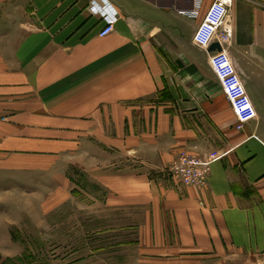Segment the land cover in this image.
<instances>
[{"label":"crops","instance_id":"0c3cea01","mask_svg":"<svg viewBox=\"0 0 264 264\" xmlns=\"http://www.w3.org/2000/svg\"><path fill=\"white\" fill-rule=\"evenodd\" d=\"M213 1L191 19L194 0H0V156L85 173L105 248L136 264L264 262V0L228 14L255 110L241 130L192 43ZM180 152L218 153L203 186L171 180Z\"/></svg>","mask_w":264,"mask_h":264},{"label":"rangeland","instance_id":"374dc122","mask_svg":"<svg viewBox=\"0 0 264 264\" xmlns=\"http://www.w3.org/2000/svg\"><path fill=\"white\" fill-rule=\"evenodd\" d=\"M102 197L69 161L0 156V264H136L133 249L105 248Z\"/></svg>","mask_w":264,"mask_h":264},{"label":"built area","instance_id":"2783aa9c","mask_svg":"<svg viewBox=\"0 0 264 264\" xmlns=\"http://www.w3.org/2000/svg\"><path fill=\"white\" fill-rule=\"evenodd\" d=\"M203 1L194 0L193 9L185 12L187 17L195 19ZM231 3L232 0H214L211 3L193 33L192 43L206 52L211 70L236 116L235 128L241 130L247 122L254 119L255 110L228 52L231 39L228 14ZM113 30V22L107 21L99 31L98 36L105 37ZM214 43L219 45L220 50L208 52L209 47ZM218 157L217 152H211L205 156L180 152L168 167L169 177L172 181L185 187L203 186L211 164ZM256 264H264V262Z\"/></svg>","mask_w":264,"mask_h":264},{"label":"water","instance_id":"95a60500","mask_svg":"<svg viewBox=\"0 0 264 264\" xmlns=\"http://www.w3.org/2000/svg\"><path fill=\"white\" fill-rule=\"evenodd\" d=\"M220 50V47L217 43H214L212 44L209 49H208V52H213V51H219Z\"/></svg>","mask_w":264,"mask_h":264}]
</instances>
